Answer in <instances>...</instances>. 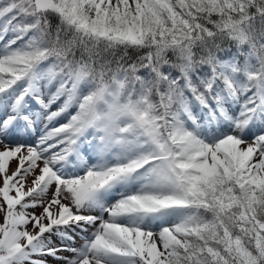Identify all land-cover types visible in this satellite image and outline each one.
<instances>
[{
  "label": "snow or ice",
  "instance_id": "snow-or-ice-1",
  "mask_svg": "<svg viewBox=\"0 0 264 264\" xmlns=\"http://www.w3.org/2000/svg\"><path fill=\"white\" fill-rule=\"evenodd\" d=\"M0 264H264V0H0Z\"/></svg>",
  "mask_w": 264,
  "mask_h": 264
},
{
  "label": "rangeland",
  "instance_id": "rangeland-1",
  "mask_svg": "<svg viewBox=\"0 0 264 264\" xmlns=\"http://www.w3.org/2000/svg\"><path fill=\"white\" fill-rule=\"evenodd\" d=\"M13 167H15V164H13Z\"/></svg>",
  "mask_w": 264,
  "mask_h": 264
}]
</instances>
